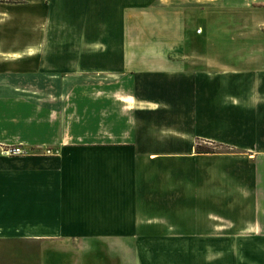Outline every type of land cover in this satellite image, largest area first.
I'll list each match as a JSON object with an SVG mask.
<instances>
[{"label":"crops","instance_id":"crops-1","mask_svg":"<svg viewBox=\"0 0 264 264\" xmlns=\"http://www.w3.org/2000/svg\"><path fill=\"white\" fill-rule=\"evenodd\" d=\"M173 2L57 0L62 29L50 14L42 42L0 44V144L29 152L0 155V246L36 242L40 264H85L81 232L137 246L180 236L163 216L213 215L217 194L198 192L197 168L168 182L161 171L209 159H240L226 199L264 215V14L198 33ZM75 83L95 87L92 115L72 117ZM197 139L222 152L197 154ZM241 224L237 246L252 240L264 259V223Z\"/></svg>","mask_w":264,"mask_h":264},{"label":"rangeland","instance_id":"rangeland-1","mask_svg":"<svg viewBox=\"0 0 264 264\" xmlns=\"http://www.w3.org/2000/svg\"><path fill=\"white\" fill-rule=\"evenodd\" d=\"M172 4L176 7L191 8V13L189 11L186 14L183 13L182 22L192 23L195 32L205 30L206 26L209 29V25L212 30L219 31L222 30L223 25L227 30H246L247 24L242 21L246 15H251L253 18V15L264 14V0H174ZM56 5L57 0H0V32H6L4 33L6 39H1L0 44L6 47L14 45L25 47L42 42L41 34L49 28L47 16L50 14L49 21L52 25L57 24L52 28L62 29L63 20H66L62 16L61 6L56 8ZM54 9L55 11L52 12ZM146 11L149 14L157 13ZM79 12L88 13L87 7H81ZM134 18L138 21L136 15ZM76 84L71 87L72 117L76 118L75 116L85 109L92 115L93 111L90 107L93 105L95 87L93 85L78 87ZM195 144L208 147L213 152H222V144L217 142H212L209 146L197 139ZM245 158L252 160L247 155ZM209 160V162H196L191 166L190 164L181 167L166 166L164 172L161 171V176L165 175L164 179L168 182L172 180V175L179 174L180 171V174L186 175L188 180L190 174L195 173L194 169L197 168L198 192L203 195L206 191L217 194L215 201L218 203L214 205L213 215L204 213L164 215L163 219L167 220L166 226L169 223L175 224L178 229L176 233L180 236H167L168 240L161 242L153 240L150 246H137L135 240H129L126 237L109 241L108 238L96 237L99 235L95 234L96 232H81L82 235L79 232L80 237L75 240L74 249L78 250L80 256H85V264H255V258L258 259V264H263L264 259L260 254L255 253L258 247L253 245L254 242L248 241L247 246L241 249L237 246V235L241 233L239 231L241 223L255 220L264 223V215L255 216L249 204L238 213L237 199H226L225 190L227 188L232 190L233 186H236V181L239 180L240 174H237L236 168L240 159L236 157L228 163L221 159V161ZM247 164L249 165L245 177L248 180L253 176V169L250 161H247ZM228 169L230 171H227ZM232 169L234 171H231ZM251 193V190H245V194ZM230 196L233 197V195ZM203 206H210V203H205ZM161 233L174 234V232ZM252 233L246 232L249 236H252ZM157 234L159 232H155L156 236ZM98 241L107 243V246H96ZM40 252L41 246L36 242L2 245L0 246V264H40Z\"/></svg>","mask_w":264,"mask_h":264},{"label":"built area","instance_id":"built-area-1","mask_svg":"<svg viewBox=\"0 0 264 264\" xmlns=\"http://www.w3.org/2000/svg\"><path fill=\"white\" fill-rule=\"evenodd\" d=\"M201 30H198L200 33ZM28 150L23 149L22 146H6L0 144V155L5 157H19V156H27Z\"/></svg>","mask_w":264,"mask_h":264},{"label":"trees","instance_id":"trees-1","mask_svg":"<svg viewBox=\"0 0 264 264\" xmlns=\"http://www.w3.org/2000/svg\"><path fill=\"white\" fill-rule=\"evenodd\" d=\"M195 152L197 154H211V153H217V152H213L210 148L208 147H202L201 145L197 144L195 146Z\"/></svg>","mask_w":264,"mask_h":264},{"label":"bare ground","instance_id":"bare-ground-1","mask_svg":"<svg viewBox=\"0 0 264 264\" xmlns=\"http://www.w3.org/2000/svg\"><path fill=\"white\" fill-rule=\"evenodd\" d=\"M210 1V0H209ZM218 1V0H217ZM198 2V1H197Z\"/></svg>","mask_w":264,"mask_h":264}]
</instances>
